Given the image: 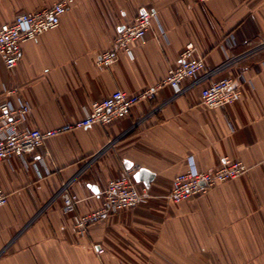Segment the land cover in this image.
<instances>
[{"label": "crops", "instance_id": "1", "mask_svg": "<svg viewBox=\"0 0 264 264\" xmlns=\"http://www.w3.org/2000/svg\"><path fill=\"white\" fill-rule=\"evenodd\" d=\"M57 1L0 0V25ZM144 7L157 18L132 55L121 50L111 65H98ZM229 34L237 39L227 48L234 61L208 79L226 59ZM262 41L264 0H75L56 28L23 43L14 68L0 58V103L27 100L26 126L41 129L82 118L114 90L155 86L189 42L206 62L178 95L163 86L107 126L64 131L24 159L0 160L9 195L0 207V264H264V48L253 50ZM223 76L243 82L241 99L205 106L202 87ZM224 156L248 171L186 202L165 197L188 158L207 170ZM39 158L40 176L32 165ZM140 167L155 174L151 196L78 234L61 188L80 197L74 213L83 214L99 207L109 180Z\"/></svg>", "mask_w": 264, "mask_h": 264}, {"label": "built area", "instance_id": "2", "mask_svg": "<svg viewBox=\"0 0 264 264\" xmlns=\"http://www.w3.org/2000/svg\"><path fill=\"white\" fill-rule=\"evenodd\" d=\"M75 0H60L46 8L30 12H20L10 22L0 25V58L7 68H14L22 58V45L40 34L56 28L63 14L74 4ZM157 13L152 8L144 7L135 19L122 26L118 32L112 48L105 50L99 60L100 66H109L118 60L119 51L132 55V44L142 40L152 26ZM235 34H229L222 42L221 47L226 59L216 68L207 70L208 79L229 66L234 59L228 56V46H235ZM264 48V41L257 44L253 50ZM195 45L189 42L180 54V61L170 65L167 75L155 86L147 87L136 93H129L122 89L111 92L108 96L94 100L87 113L82 118L49 129L26 126L27 117L31 111L30 103L18 98L16 101L5 100L0 103V160L17 156L22 159L29 153L44 146L46 141L57 134L73 129H80L94 124L109 125L117 119L128 116L135 105L144 99L151 98L163 86H170L175 95L184 88L182 83L187 79H196L199 73L206 69L205 59L195 54ZM243 82L234 76H223L211 80L200 91L202 103L209 108L225 107L240 100L243 94ZM12 92V91H9ZM43 159L39 158L32 165L41 175ZM248 166L242 160L224 156L218 165L207 170L199 169L192 158H188V167L185 171L176 174L170 191L165 195L174 203L186 202L196 196L206 194L220 184L238 178L248 171ZM49 173L48 169L45 170ZM60 195L65 212L73 213V225L78 234H85L89 227L122 210L133 208L151 196L149 187L138 185L131 172L108 181L106 187L98 192L100 205L86 213L75 215L80 197L69 191L65 184ZM9 200L8 193L0 182V207ZM98 253L104 249L99 247Z\"/></svg>", "mask_w": 264, "mask_h": 264}, {"label": "water", "instance_id": "3", "mask_svg": "<svg viewBox=\"0 0 264 264\" xmlns=\"http://www.w3.org/2000/svg\"><path fill=\"white\" fill-rule=\"evenodd\" d=\"M125 165L127 168L131 167L130 162L126 161ZM133 177L135 178L137 182H143L145 186L149 187L151 184V181L155 177V174L147 168L140 167L133 173Z\"/></svg>", "mask_w": 264, "mask_h": 264}]
</instances>
